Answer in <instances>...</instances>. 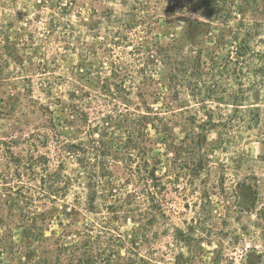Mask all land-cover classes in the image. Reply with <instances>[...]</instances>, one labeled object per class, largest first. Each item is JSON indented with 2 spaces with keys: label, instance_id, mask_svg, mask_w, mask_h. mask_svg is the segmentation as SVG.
<instances>
[{
  "label": "rangeland",
  "instance_id": "obj_1",
  "mask_svg": "<svg viewBox=\"0 0 264 264\" xmlns=\"http://www.w3.org/2000/svg\"><path fill=\"white\" fill-rule=\"evenodd\" d=\"M137 1L142 5L143 0H63L65 7L54 11L41 0H0V264L54 262L61 245L72 249L76 231L97 222L81 194L87 182L83 151L98 141L120 150L128 136L116 121L125 106L99 93L112 62L157 78L135 91V103L158 109L171 127L141 138L140 159L157 169L162 186L157 220L146 240L139 236V247L152 253L155 264H264V94L254 100V69L247 64L238 80L218 77L214 87L210 53L224 48L216 44L224 27L198 26L195 7L175 10L176 0H146L142 14L149 28L131 33V43L124 41L109 57L101 39L114 33L117 17ZM252 19L264 23V5ZM59 22L75 25V44L68 46ZM95 23L98 29L91 30ZM174 39H185V51L197 43L193 57L203 49V70L210 74L200 77L207 83L201 94L196 81L183 93L186 103L178 107L187 108L168 112L158 96L168 86L164 58L138 56L134 45L144 41L167 50ZM253 46L264 54V35ZM228 92L243 97L244 106L201 100L202 94L221 98ZM256 108L262 110L261 130L251 129ZM210 120L218 125L206 128L204 140L198 127ZM64 145L78 147L69 156ZM113 170V180L104 183L117 185L120 198L132 185L123 163ZM55 173L62 183L51 193ZM45 212L52 218L44 220Z\"/></svg>",
  "mask_w": 264,
  "mask_h": 264
},
{
  "label": "trees",
  "instance_id": "obj_2",
  "mask_svg": "<svg viewBox=\"0 0 264 264\" xmlns=\"http://www.w3.org/2000/svg\"><path fill=\"white\" fill-rule=\"evenodd\" d=\"M41 1L45 4L48 3L50 9L54 11L65 7L63 0ZM145 1H142V5L140 1L135 2L136 7H131L125 15L119 16L120 19L116 16L118 19L116 22L119 25H117L114 33L103 37V40L101 39V45L109 57L112 58L113 48L119 47L124 41H126L125 44L131 43V36L133 35L131 33L140 27L144 30L149 28L147 17L142 14L146 6L143 5L146 4ZM129 2L125 3L126 6L132 5ZM263 5L264 0H176V5H173L175 10H187L195 7L201 20L197 21L198 26L212 28L214 24L223 25L222 34L216 44L221 43L224 48L219 52L218 47H216L210 53L212 60L210 72L212 71L213 85L218 77H226V80L232 81L233 76L236 75L238 80V77L243 76L244 69L248 67L247 64H250L254 69L257 83L256 89H254V100L257 102L261 101L264 94V54L254 49L253 42L264 35V23L254 21L252 17L261 10ZM249 12L252 13L249 15ZM57 27L62 28V35L69 39L68 46L76 43L74 24L69 22L62 25L59 22ZM51 28L54 27L51 26ZM97 29L95 23L91 30ZM135 35L138 37L139 33H135ZM6 40L11 46H16L9 37ZM183 42L185 39H174L171 43L172 46L167 50L161 48L155 50L144 41H139L134 45L138 56L147 54L151 58L157 56H160L161 59L164 58V63L169 68L168 86L166 92H160L158 96H162L168 112L187 108V106L178 107L181 106L180 104L186 103L183 101V93L196 81L195 89L201 94L207 83L202 79L200 80V77L210 74L203 70V63L201 62L203 49H200L198 55L193 57L194 49L192 48L197 43L191 44L193 46L190 47V52V50L185 51ZM138 58L135 60H143ZM110 65L111 71H105L104 77L100 78L99 93L104 99L112 98L121 101L125 106L124 111L119 115L120 120L116 121H119L118 124L124 125L123 128L127 129L128 136L120 150L119 148L113 150L104 147L101 145L103 143L98 141V145H93L83 151L84 160L81 159V161L84 164L87 182L83 186L81 194L86 199V209L95 214L97 222L90 221L85 225L83 231H76L77 239L74 240L72 249L71 246L61 245L58 249L60 256L54 262L49 259L52 263L45 259L44 264H155L152 253L150 251L143 252L137 240L140 235L142 239H145L147 229L157 220V212L161 207V198L158 197V194L159 188L162 186V179L156 175L157 169L155 167H151L148 161L143 162L140 159L141 138L149 134L151 129L166 133L171 130V127L168 123H164L166 119L161 116L158 109L155 110L144 101L135 103V91H142L149 82L157 78L149 76L146 72L134 74L122 63L117 65V63L112 62ZM191 68L193 69L192 72L189 71ZM194 77L198 78L194 79ZM74 92L77 94L79 90ZM193 92L195 93V91ZM221 95L224 97H209L202 94L201 100L205 104L208 100L219 102L227 108L233 106L240 109L244 106L242 104L243 97L239 95L229 92ZM74 97L77 96L74 95ZM90 99L93 101V98ZM226 99L230 102L225 101ZM133 105L135 107L132 110ZM82 116L85 115L82 114ZM254 118L255 124L251 125V129L261 130V109L256 108ZM108 119L112 120L111 117ZM103 122L106 126L109 125L108 127L113 124L108 121ZM228 123L226 121L224 124ZM217 125L212 120L201 123L198 128H203L202 132L205 133L202 137L204 140L207 138V132ZM208 127L211 128L206 129ZM262 136H264L263 131ZM64 146L66 153L70 154L69 156H71V150L78 147L75 145ZM67 148L70 151H67ZM73 156L77 158L78 155L75 153ZM119 162L125 165L129 174L126 183L132 185L130 191L120 198L117 197L116 193L117 185L113 187L104 183L107 178L113 180V169L115 164ZM50 180L49 189L52 193L62 183V179L55 173L50 175ZM51 195L53 196V194ZM52 216L50 212L42 213V217H45L44 220L51 219ZM129 224H133L131 232L123 230V225ZM37 264L39 263L37 262Z\"/></svg>",
  "mask_w": 264,
  "mask_h": 264
}]
</instances>
